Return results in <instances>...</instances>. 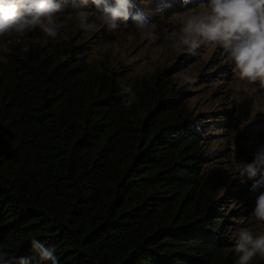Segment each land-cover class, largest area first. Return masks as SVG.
Segmentation results:
<instances>
[{"label": "trees", "instance_id": "16d2710c", "mask_svg": "<svg viewBox=\"0 0 264 264\" xmlns=\"http://www.w3.org/2000/svg\"><path fill=\"white\" fill-rule=\"evenodd\" d=\"M135 3L158 48L132 44L131 22L82 30L81 9L100 24L91 0H63L54 39L39 30L0 37L20 40L0 45V249L9 258L51 264L35 237L58 264H236L239 230L264 235L252 216L264 177L250 191L233 165L253 159L235 127L244 97L222 93L196 108L189 87L232 66L200 75L194 53L166 46L162 22L183 9L179 0ZM239 144L243 152H222Z\"/></svg>", "mask_w": 264, "mask_h": 264}, {"label": "clouds", "instance_id": "9594fccd", "mask_svg": "<svg viewBox=\"0 0 264 264\" xmlns=\"http://www.w3.org/2000/svg\"><path fill=\"white\" fill-rule=\"evenodd\" d=\"M85 5L89 0H81ZM183 17L178 30L165 29V38L171 39L177 51L194 53L202 44L216 45L233 62V74L251 83L259 82L264 88V0H179ZM94 5L98 25L90 20L89 12L81 9L75 13L79 26L85 31H99L106 27L115 31L131 22L137 30L146 31L152 23L145 12L136 9L135 0H91ZM189 5H193L189 7ZM63 0H0V37L15 33L23 36L39 30L47 37L56 38L63 23L57 20L62 11ZM156 39V33H148ZM27 51V48H25ZM190 80V77H186ZM123 91L130 97L124 101L126 107L135 102V93L131 86ZM235 150V149H234ZM250 162L233 160V165L241 177L253 181L250 191L261 187L258 176L264 177V145L252 154ZM252 216L264 222V191L255 197ZM34 250L41 260L58 264L55 249L47 248L35 237L31 239ZM234 252L236 264H250L255 257L264 260V235H258L251 228H241L235 239ZM0 264H30L24 258H9L8 253L0 249Z\"/></svg>", "mask_w": 264, "mask_h": 264}, {"label": "rangeland", "instance_id": "374dc122", "mask_svg": "<svg viewBox=\"0 0 264 264\" xmlns=\"http://www.w3.org/2000/svg\"><path fill=\"white\" fill-rule=\"evenodd\" d=\"M159 2H161V0H159ZM145 6L147 7L148 3H145ZM183 11L184 9L181 8L178 11H175V9H173V12L176 13L165 19L162 22V26L166 25V29L168 31L178 29L183 19V17L179 15V13ZM129 32H131L129 40L134 45H138L139 47H141V45L145 42L147 46L152 48H158L161 45L162 40L158 41L157 37L156 39H151L148 35V33L156 32V29L154 27H149L146 31L131 28ZM7 38V42L0 41L1 46L5 47L10 43L20 42V40L16 39L13 35H9ZM166 46H168L172 52H175L180 55L181 51H177L172 46V43H168ZM143 51H149V49L146 48ZM193 56H197V58L199 59H197L195 62H198L199 65L201 64V67H204L206 69V71L204 73H200V75L202 74L204 76H208L206 75V73L213 72L216 67L232 66L233 68L232 60L223 52L221 48L216 45L202 44L201 47L195 50ZM186 58L191 59V57L189 56H187ZM181 63H185L184 58H181ZM226 71H229L230 73V70ZM221 76L223 77H220L219 81L217 82H213L211 79L205 77V84H189V87L191 88L193 94L195 96L197 94L195 99L196 108H203L204 102L207 97L211 101H219L218 98L222 93L226 97L228 93L234 96L244 97L239 99L244 102V107L242 109V115L240 120H236L238 126L236 125L235 127L240 132V140L246 142L248 147L242 148L239 144L240 149L237 147V149L235 150L231 148L225 152H222L231 153L235 151L238 154L240 151L243 152L244 148H246L247 157L249 159L253 158L252 154L256 152V148H258L256 147V142L259 141V144H264V91L257 89L256 85L255 87H253L251 85V82H249L248 80L240 79L238 73L235 75H228L227 73L222 74ZM256 84L259 85V82H257ZM248 98H250L252 102L248 100ZM211 132L218 134L219 131L212 130ZM261 229L264 230V224H262Z\"/></svg>", "mask_w": 264, "mask_h": 264}]
</instances>
